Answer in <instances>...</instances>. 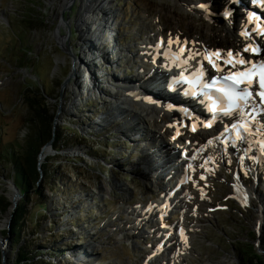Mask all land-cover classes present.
Here are the masks:
<instances>
[{
	"label": "rangeland",
	"instance_id": "374dc122",
	"mask_svg": "<svg viewBox=\"0 0 264 264\" xmlns=\"http://www.w3.org/2000/svg\"><path fill=\"white\" fill-rule=\"evenodd\" d=\"M87 6L97 9L88 11ZM179 7L173 0H0V153L12 143H26L30 134L37 132L41 124L33 121L31 100L48 110L44 117L53 116L49 120L57 138L64 134L57 144L63 151L58 154L50 142L42 150L46 156L39 161L41 168L51 169L50 178L58 179L54 187L45 176L39 180L47 218L40 215L33 192L11 188L12 166L5 159L0 162V195H18V203L29 196L19 246L36 249L51 264H247L241 252L249 248L264 257V171L256 173V180L251 165L240 163V148L221 157L216 155L215 145L211 149L201 145L213 155L211 163L217 168L209 172L207 159L198 158L189 185L195 202L189 208L190 216L186 215V229H193L187 251L174 248V236L157 252L167 230L158 226L153 211L149 218L139 216L146 204L157 202L168 174H161L162 168L159 181L144 179L142 157L154 145L159 148L162 140L174 150L169 144L172 134L160 122L162 114L140 111L139 124L128 116L135 103L121 96V89L131 92L127 84L138 82L133 80L143 71L139 69L148 67L149 60L142 55L144 43L164 33L174 39L178 34L187 43L190 38L202 44L197 49L205 45L211 52L217 51L213 48L219 47L218 41L227 42L223 48L236 46L230 33L217 39L206 19L188 17ZM62 22L66 26L59 29ZM94 54L98 57L90 59ZM110 59L115 63L108 70ZM106 77L109 82L110 77L126 82L110 87L103 85ZM68 128L76 129L88 138V145L97 148H65L78 140L68 135ZM139 137L142 141L136 142ZM260 152L247 155L264 164ZM60 156L70 161L58 163ZM258 167L260 171V164ZM234 176L252 193L254 202L248 207L230 198ZM175 196L169 200L181 199ZM166 200L164 206L170 204ZM12 213L0 220V238L9 237L0 264H13L19 247H12L6 234ZM176 214L177 210L175 219ZM1 246L0 241V250ZM51 248L57 250L53 256L49 255Z\"/></svg>",
	"mask_w": 264,
	"mask_h": 264
},
{
	"label": "bare ground",
	"instance_id": "6f19581e",
	"mask_svg": "<svg viewBox=\"0 0 264 264\" xmlns=\"http://www.w3.org/2000/svg\"><path fill=\"white\" fill-rule=\"evenodd\" d=\"M63 1L67 2L68 0H63ZM95 1H98L100 3L102 2V0H95ZM173 1H174V4L180 6L179 9L182 10L183 12H185L188 17L191 16V14H192V15L198 16L202 19H206V23L208 22V24H210L209 26L211 28H213L214 35L217 39H222L223 34H227V35H228V33L231 34V39L234 41V43L236 45L235 47L223 48L224 46L222 47L221 45H225L224 43H227V42L218 41L219 47L217 46V47L213 48V50L214 49L219 50L220 52H222L221 50H224L223 52L225 54L224 53L223 54L225 55L226 60L231 59L228 55L229 52H231L230 50H236V49L241 48L244 53L249 54V53H251V51H245V48H251L252 46H256V45H259L262 47L260 54H259L260 57L264 56V46H263L262 39L260 36V31L255 26V24L251 21V19L246 17L245 11L247 8L244 9V7L242 5H238V6L235 5L234 6V4H232V5L228 4V2H231L230 0H173ZM201 5H203V7H201ZM87 7H88V11H95V9H97L96 7H91V6H87ZM232 7H233V9H232ZM229 9H231V11H228ZM107 12L106 13L104 12V14L107 15ZM217 12L222 14V16L225 15L226 19L222 18ZM172 16H170V17H172ZM96 20H99V18H97ZM233 22L237 27L233 24ZM65 26H66L65 23L62 22L59 29H62ZM88 32H90V31H88ZM242 33H246L247 35H242ZM181 34H183V32H181ZM158 35H159V33H158ZM60 36H61V38H63V35H60ZM174 36H176L175 37L176 39L180 40L181 49H183L184 43L181 40L182 37L180 35L178 36V34L174 35ZM163 37H164V33L160 37H158V39L155 42L157 43L160 40H162L168 48L173 47V46H177L179 44V42L175 41V39L169 40L167 38V41H166ZM186 37H185V39H186ZM188 39H190V38H188ZM150 40H152V37H150ZM201 45L202 44L198 45L197 42L195 43V46H197V47L201 46ZM203 48L205 50L203 49L202 53L201 52L200 53L189 52V50L187 49V51H188L187 54H188V56H190L189 58L190 59L195 58V61H197L198 63H201L202 61H209L207 57L209 56V53L212 51V48H209L208 46H205V45L203 46ZM231 53H232V57H234L236 59L242 58V57L235 56L233 52H231ZM94 55H92L94 58H90V59L94 60L98 57V56H96V55L94 56ZM252 57H254V56L252 55ZM245 58H246V55H244L243 59H245ZM212 59L214 60L215 57L213 56ZM84 63H86V62H84ZM228 64L233 65L232 63H228ZM238 64L239 63H236L235 65H238ZM146 79H148V82ZM151 79H152L151 76H146V78H144V80L137 78V79L133 80V81H138V82H136V84H134V86H132L131 84H127L125 87H127L129 90H131L130 93L132 95L146 94V96H151L152 98H154L155 100H157L160 103H169V104L172 103L173 106H175L176 108H179V109H187V106L189 108H191L192 101H187V100H189V99H187V97H182V99L180 101H178L177 98L175 97V95H165L162 92H158V90L153 86V83L150 82ZM126 91L121 89V96L126 95L125 94ZM188 102H191V103H188ZM134 103H135L134 111H130L128 116H132V119L138 120L139 124H141L140 120L142 119V116H140L141 115L140 111H141V113H143L145 111L150 110L153 114L154 113L156 114L157 112L159 114H162V122L164 125H166V126L170 125L171 127L178 129V131H184L186 129L185 131H189L190 133H192V136H194L195 138H202L203 139V134L205 132V129L202 128L197 122L198 119L200 118V115H201L200 112L196 111L197 113H199L198 116H193L191 118H188V116H185L182 113H177V112L168 113V112H163L162 110H158V109H156V107H153V108H150V106L147 107L146 104L141 103L140 101H135ZM193 112L194 113H188V114L195 115V111H193ZM135 117H139V118H135ZM229 122H230V120L228 121V123ZM253 125H255L256 127L251 126L250 132L247 135V139H246V141H244L246 150L249 154L250 153H257L258 150L261 149V142H264V118L260 117V122L258 124H253ZM193 128H195V130H193ZM207 136H208L207 138L203 139L202 141H200V143H198L196 145L197 151L201 152L202 146L207 144L208 140L209 141L212 140V142L218 143L217 140L222 138L223 134L220 131H215V132L207 131ZM169 139H171V138L169 137ZM140 140H142L141 137L137 138L136 142H140ZM151 140H152V138H151ZM247 144H250V146H247ZM161 146L164 148V149L162 148L163 154H161V151L158 150V147L156 145H154V148L146 156L142 157V161H141L142 164L141 165H144L143 174H142L144 179H149L150 177H152L154 180L159 181V179L161 178L160 170L166 166V162H164L163 155H165L166 153L170 155V152L172 151L171 148L163 140H162ZM220 148H222V150H223V147H221V145H220ZM167 154L165 156H167ZM173 154H174V152H173ZM45 156H46V152L44 151L42 153V159ZM178 164H180V163H178ZM258 165H259V163H258ZM258 165H257V169L259 170ZM235 184H236V181L233 183V185H235ZM233 194H234V191L232 190V196H233ZM167 195H170L169 197L171 198L172 194L167 193ZM247 200H250V194L247 195ZM166 201H169V200L167 199ZM148 215H149V213L145 214V216H148ZM163 221H164V224L169 222L168 218H166V220H163ZM190 232H191V229L187 228V230L184 231L183 233H181V235L175 237L173 239V241L175 242L174 245H176L174 248H180L184 251L185 247L187 246V242H188L189 238L191 237ZM167 242H168V240H167Z\"/></svg>",
	"mask_w": 264,
	"mask_h": 264
},
{
	"label": "trees",
	"instance_id": "16d2710c",
	"mask_svg": "<svg viewBox=\"0 0 264 264\" xmlns=\"http://www.w3.org/2000/svg\"><path fill=\"white\" fill-rule=\"evenodd\" d=\"M18 23L20 24L21 21L19 20ZM43 106L44 105H41L37 100L30 101V108H34V111L32 110L31 112L33 115V121L36 124L44 125V128H41V125H39L37 127L39 129L36 128L37 132L35 134H30V139L26 143H12L8 149L4 151L1 150L2 153H0V162L5 159L9 163V165L12 166L11 178L14 185L17 187V189H19L21 193L24 192L25 194H29L30 192H33L38 199V206L41 207L39 208L40 215L47 218L48 215L46 214V204L41 200L42 193L39 190V180L42 176H45L47 181H50L49 185L54 187L55 184H58V179L55 178L53 180V178H50L51 176H53L51 169L44 168L43 166L41 168L39 166V155L41 154L43 147H45L50 142L54 143V150L58 154L63 151V147H58L57 144H60L61 141H63L64 134L60 135L57 138L55 132L53 131L51 121L49 120L53 116L50 115L49 119L44 117L43 115H47L48 112L46 111L48 110L45 111ZM67 133L68 135H72L78 140L75 143L69 142L68 144H66L65 148L76 146L84 147L87 150H95L97 148V146L95 145H88V138H86V136L80 135L76 129L68 128ZM68 159L69 158L60 156L56 161H58V163L61 161L69 162L70 160ZM78 163L79 161L72 162L73 165ZM28 199L29 196L26 195L25 198L21 199V201L18 203V206L11 219L9 231H6V234H9L11 237L12 247H18L22 241V223L24 218L28 216ZM10 206L11 203L9 199L0 195V220L2 219V216L7 213ZM34 231L36 233L37 227L34 228ZM27 248H29V246H27ZM27 248L23 245L16 248V255L13 260V264H51V262H47L46 259L41 258L40 252H38L36 249L28 250ZM67 248L70 247L67 245ZM51 250L53 252L49 255L53 256L57 252V250L56 248H51ZM59 255L60 253H58V256ZM241 256L246 259L247 264H264V257L258 254L254 250V248H249V251L241 252ZM1 258L2 257L0 250V261H2Z\"/></svg>",
	"mask_w": 264,
	"mask_h": 264
},
{
	"label": "snow or ice",
	"instance_id": "6c2138e0",
	"mask_svg": "<svg viewBox=\"0 0 264 264\" xmlns=\"http://www.w3.org/2000/svg\"><path fill=\"white\" fill-rule=\"evenodd\" d=\"M203 7V5H201ZM261 35H264V30L260 31ZM242 35H247L242 33ZM183 51V49H181ZM245 51H252L254 53L258 52L257 48H245ZM229 57L231 59L225 61L226 63H232L235 66L236 63L245 64L248 63L243 58L236 59L232 57V53L229 52ZM213 56H219V52L210 54L207 58L209 63L213 64V67H216ZM220 70V69H218ZM197 80H200L203 76L202 66L201 71L194 74ZM258 78L259 91L256 93L261 99L259 107H257L256 100L253 96L252 91L250 90V85L256 82ZM226 82L228 80L233 81L232 88L220 87L217 89L221 93V96L217 98L220 101L219 106L215 100L209 105V110L215 113L217 110L223 112L225 115H232L237 117L234 123L231 124L230 128L227 129L230 133L235 132V138L247 139L249 126L256 127L252 125L253 113L256 116L264 114V63L259 65V70L257 71L256 66L251 67L248 70L230 73L226 77H213L211 83L205 84V87H213L217 81ZM239 86V87H238ZM207 95V94H205ZM211 99V98H210ZM244 117V118H240ZM210 126V125H207ZM195 130V128H193ZM212 141H209L211 143ZM261 151L264 153V142H261ZM183 230L181 229V232Z\"/></svg>",
	"mask_w": 264,
	"mask_h": 264
},
{
	"label": "water",
	"instance_id": "95a60500",
	"mask_svg": "<svg viewBox=\"0 0 264 264\" xmlns=\"http://www.w3.org/2000/svg\"><path fill=\"white\" fill-rule=\"evenodd\" d=\"M44 148V147H43ZM43 150V149H42ZM42 158V152H41V154L39 155V161H40V159ZM16 186L14 185V183L11 181V188L13 189V188H15ZM10 188V189H11ZM17 188V187H16ZM8 199H9V201H10V203H11V206H10V208L8 209L9 211H11V212H13L12 214H14V212H15V210H16V208H17V206H18V199H19V197H18V195H15V194H12L11 196H9V197H7ZM9 211H7V213H9ZM13 216V215H12ZM11 216V217H12ZM0 241H1V243H2V246H1V252H2V254H3V258L6 256V252H5V247H6V244L8 243V241H9V237H5V238H3V237H1L0 238ZM3 260V259H2Z\"/></svg>",
	"mask_w": 264,
	"mask_h": 264
}]
</instances>
